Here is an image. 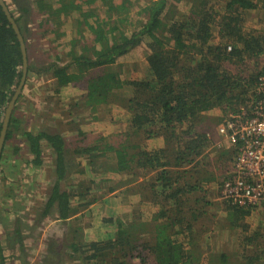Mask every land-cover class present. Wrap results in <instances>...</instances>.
Instances as JSON below:
<instances>
[{"label":"trees","instance_id":"16d2710c","mask_svg":"<svg viewBox=\"0 0 264 264\" xmlns=\"http://www.w3.org/2000/svg\"><path fill=\"white\" fill-rule=\"evenodd\" d=\"M6 1L26 43L32 2L43 39H54L52 34L60 37L72 26L76 34L69 47L58 46L60 53L43 66L31 61V48L38 45L27 44L31 55L28 74L9 121L0 170L5 158L18 151L12 140L22 131L34 168L44 162L43 146L54 152L55 177L42 217L56 212L57 219L70 220L80 208L98 201V195L90 193L93 187L117 180L105 178L109 174L121 177L102 194L127 186L123 189L138 194L140 205L158 209L151 213L135 209L126 223L123 215L105 214L101 228L105 236L100 239L88 240L84 227H71L70 239H51L43 264H264V250L257 249L264 234L258 228L250 231L245 221L250 207L222 199V210L213 211L208 210L213 202L203 195L190 201L192 194L204 190L208 177L206 182L219 183L220 194L223 180L233 168L232 147L219 149L215 144L209 151L207 146L215 141L217 124L247 101L264 69V28L246 30L244 17L246 11L264 12V0H223V11L208 0H186L190 5L187 12L176 6L181 0H143L138 5L139 0ZM97 1L104 5V18L91 6ZM135 6L139 7L140 23H132L134 30L124 32L122 24ZM216 37L219 42H215ZM145 39H150L152 48L147 54L149 72L141 78L123 79L117 58ZM22 65L20 42L0 5V130ZM34 75L53 81L51 87L59 101L62 92L76 90L64 102L66 107L60 110L58 101L56 108L68 122L66 127L38 132L21 128L20 102ZM113 104L124 107L130 115L125 132L104 135L82 128L86 116ZM216 109L221 116L211 120L208 113ZM66 129L72 134H66ZM116 135L121 138L113 137ZM155 137H163L165 147L147 150L142 141ZM75 172L90 176L63 187L62 181ZM129 183L133 184L130 188ZM75 198L81 202H73ZM202 200L206 203L201 207L193 205ZM109 201L111 204V199H104ZM219 233L243 235L244 242L257 241L256 250L244 247L243 253L230 255L227 248L211 243ZM0 264H6L2 244Z\"/></svg>","mask_w":264,"mask_h":264},{"label":"rangeland","instance_id":"374dc122","mask_svg":"<svg viewBox=\"0 0 264 264\" xmlns=\"http://www.w3.org/2000/svg\"><path fill=\"white\" fill-rule=\"evenodd\" d=\"M208 2L215 6L216 9L220 11L224 10L223 6L225 3L223 0H208ZM142 3L143 0H139L136 1L135 5ZM175 3H177L176 6H178L182 12H187L190 9V5L186 0H181ZM91 6L95 7V11L100 13L101 18L106 16L105 10H103L104 5H102L100 1H97ZM87 8L88 6L86 5L85 9ZM138 8L139 7L135 6L128 13V17L122 24L124 32L134 30L132 23H140ZM75 16H77V14ZM244 17L246 19V30L264 28L263 11H246ZM73 21L74 20L72 19V22ZM39 22L40 19L37 17L32 2V11L28 15V23L30 27L25 33L27 44L31 42L38 46L36 49L31 48L32 56L29 54L30 51L28 52V55L29 58L31 56V61L34 62V64L37 66H43L53 61V58L60 53L61 49H59L58 46L66 44V46L69 47L71 38L76 34V29L75 26H72L60 37H56L52 34L51 36L54 39H43L40 35ZM86 35L91 36L90 33ZM149 41L150 39H145L140 44L130 49L126 54L117 58V64L119 63V65L122 66V68H120L122 70L123 79L141 78L149 72L147 54L152 51V48L148 45ZM215 42H219L218 37H216ZM252 62L253 60L249 61V63ZM51 86H53V81L49 79L48 76L41 75L38 77L34 75L31 77L24 90V97L20 102V110L22 111V114H20V126L24 130H31L33 132H38L41 129L60 130L68 125L65 118H61L62 114L58 113L56 110L59 100ZM75 91V89H69L68 91L66 90L61 93L59 101L61 102L59 103L60 110L62 107H66L67 104L64 105V102H68L69 98L75 93ZM208 114L211 115V120L214 116H221L218 115L221 114L218 109L213 110ZM128 116H130L128 111L118 104H113L111 107L104 106L102 111H98L97 113H94V115L86 116L82 121L84 122L82 128L88 131L102 132L104 135H114L115 133L121 134V132H125L127 129ZM55 118L60 123H56ZM214 126H212V130H214ZM215 130V141L211 140L207 149L209 151L214 150V146H216L215 144L220 147L219 149L230 148V144L224 140L216 128ZM65 132L68 135L72 134V132H69L67 129ZM23 136L24 135L21 131V134H17L16 138L12 140L13 144H16L18 147V151L16 152V150H14L11 156L5 158L0 170V244H2L4 248L6 264H43L44 257L47 255V250L49 249L48 243H51V239H70V235H72L73 231L72 228H76L77 226L84 227V234L88 240L104 237L105 234L101 231V228L105 214L115 216L123 215L124 219L122 221L126 223L127 219L131 217V212L135 209L142 211L143 213H151L154 209L156 211L157 206L150 207L149 204H146L145 206L144 204L140 205L138 194L128 193L123 189L127 188V186L112 193L105 195L102 194V192L109 188L107 186L113 184V182L119 180L121 177L119 175L109 174L106 175V177H103L117 178V180H113L109 185L98 183L97 187H93L94 189H92L90 193L97 194L98 201L94 202L86 209L80 208L79 212L70 218V220L65 222L57 219L56 212L48 217H42L45 201L51 183L55 177L54 152L50 147L43 146L44 162L40 167L34 168L31 162H29L32 159V155L28 151L27 144L24 142L25 137ZM113 137L121 138L117 135ZM109 141H111V137H109ZM142 142L147 150L165 147L163 137L145 138ZM13 148L14 147L10 146L11 150ZM199 160L204 161V163L205 161L210 162L207 158H200ZM82 163L86 164V160L83 159ZM74 170H76V167H74ZM210 172L211 171L208 172V176H210ZM88 175L80 174L79 172L70 173L67 176V180L62 181V186L66 187L68 184L77 180H88L86 178ZM208 180H210L209 177L206 181ZM206 181L204 183V190L192 194L190 201H194L199 195H203V198L205 197L206 201L209 200L210 203L213 202L210 204L208 210H222V203L224 204V202H221L222 199L220 198L218 187L219 183L212 182V180L211 182ZM132 185L133 184L129 183L128 187L130 188ZM122 190L124 193H122ZM7 195H9V197H7ZM105 198H108L109 200L111 199V204L110 201L109 203L104 202ZM73 202L78 204V202L81 201H78V199L75 198ZM113 202L115 203L113 204ZM205 203L206 202L202 200L200 203H193V205L201 207L202 204ZM227 203L225 202V204ZM245 221L249 224L250 231L258 228L261 230V233L264 234V204L251 208V213L246 217ZM111 227L112 229L110 228V230L111 233H113L115 225H112ZM103 229L105 230L104 226ZM245 234H247V232H245ZM241 241L242 237L237 234L232 236L229 234L221 235L219 233L215 239L211 240V243L213 245L216 244V248H227V252L230 255H234L233 253H236L237 251L240 253L244 252V247H241ZM233 257L235 259L238 256L236 254ZM65 264L76 263L67 261Z\"/></svg>","mask_w":264,"mask_h":264},{"label":"built area","instance_id":"2783aa9c","mask_svg":"<svg viewBox=\"0 0 264 264\" xmlns=\"http://www.w3.org/2000/svg\"><path fill=\"white\" fill-rule=\"evenodd\" d=\"M218 132L234 151L233 168L223 180L220 198L239 207L261 206L264 204V69L247 101L228 113L218 125Z\"/></svg>","mask_w":264,"mask_h":264},{"label":"water","instance_id":"95a60500","mask_svg":"<svg viewBox=\"0 0 264 264\" xmlns=\"http://www.w3.org/2000/svg\"><path fill=\"white\" fill-rule=\"evenodd\" d=\"M31 2V0H30ZM0 5L2 6V9L4 13L7 16L8 21L13 27V30L15 31L17 38L20 42L21 46V51H22V56H23V65H22V75L20 78V81L18 85L15 87V91L11 97V100L9 101L7 108L5 110V115L3 118V124L0 130V159L2 155V149L5 143L7 131H8V126H9V121L13 112V109L15 108L16 101L19 97V95L22 93L23 87L26 82L27 74H28V52H27V43L25 41L24 35L20 29V26L18 22L16 21L15 16L13 15L11 8L6 0H0ZM30 9L32 11V3L30 5Z\"/></svg>","mask_w":264,"mask_h":264},{"label":"crops","instance_id":"0c3cea01","mask_svg":"<svg viewBox=\"0 0 264 264\" xmlns=\"http://www.w3.org/2000/svg\"><path fill=\"white\" fill-rule=\"evenodd\" d=\"M251 208H254V207H251ZM251 208H250V210H251ZM241 237H242V239L244 238V236L243 235H241ZM257 241H255V242H244V241H241V247H246L247 249H253V250H256V248H254V246L256 245L255 243H256ZM249 243V244H248ZM246 244H248V246H246ZM257 249L258 250H264V240L263 241H259V244H257ZM263 256H264V252H263Z\"/></svg>","mask_w":264,"mask_h":264},{"label":"clouds","instance_id":"9594fccd","mask_svg":"<svg viewBox=\"0 0 264 264\" xmlns=\"http://www.w3.org/2000/svg\"><path fill=\"white\" fill-rule=\"evenodd\" d=\"M221 122H222V121H221ZM221 122H220V123H221ZM220 123H219V124H220ZM219 124H218V125H219ZM218 125H217V127H216L217 131H218ZM218 133H219V132H218ZM228 203H229V202H228ZM229 204H230V203H229Z\"/></svg>","mask_w":264,"mask_h":264},{"label":"bare ground","instance_id":"6f19581e","mask_svg":"<svg viewBox=\"0 0 264 264\" xmlns=\"http://www.w3.org/2000/svg\"><path fill=\"white\" fill-rule=\"evenodd\" d=\"M24 137V136H23ZM51 164V163H50Z\"/></svg>","mask_w":264,"mask_h":264}]
</instances>
